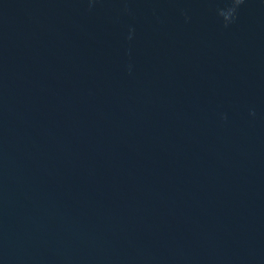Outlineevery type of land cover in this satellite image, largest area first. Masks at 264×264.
I'll list each match as a JSON object with an SVG mask.
<instances>
[{"label": "water", "instance_id": "obj_1", "mask_svg": "<svg viewBox=\"0 0 264 264\" xmlns=\"http://www.w3.org/2000/svg\"><path fill=\"white\" fill-rule=\"evenodd\" d=\"M0 264H264V0H0Z\"/></svg>", "mask_w": 264, "mask_h": 264}, {"label": "clouds", "instance_id": "obj_2", "mask_svg": "<svg viewBox=\"0 0 264 264\" xmlns=\"http://www.w3.org/2000/svg\"><path fill=\"white\" fill-rule=\"evenodd\" d=\"M234 3L235 5H239L240 3H243V0H234ZM234 11H235V7H232V8L227 9V11H221L220 15H222L224 19L227 21L232 16ZM225 13L227 15H225Z\"/></svg>", "mask_w": 264, "mask_h": 264}]
</instances>
